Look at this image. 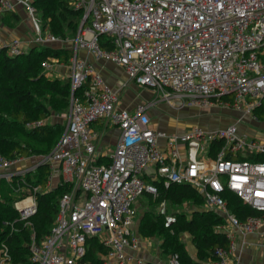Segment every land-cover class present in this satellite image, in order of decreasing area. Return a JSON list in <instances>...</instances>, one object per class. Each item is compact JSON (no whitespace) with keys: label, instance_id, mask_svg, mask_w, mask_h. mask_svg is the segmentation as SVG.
<instances>
[{"label":"built area","instance_id":"built-area-1","mask_svg":"<svg viewBox=\"0 0 264 264\" xmlns=\"http://www.w3.org/2000/svg\"><path fill=\"white\" fill-rule=\"evenodd\" d=\"M16 1L32 17L34 44L72 45L69 109L57 144L23 168L17 166L28 158L0 155V182L16 180V192H25L13 208L27 225L42 188L27 183L28 174L47 164L45 190L68 188L58 199L49 234L39 243L31 239L32 262L85 264L87 240L95 238L107 249L102 264H144L126 253L138 246L131 232L135 204L144 194L155 198L159 186L172 184L191 187L202 200L193 204L196 210L221 219L216 230L226 236L228 249L217 248V259L207 264H228L237 233L264 235V161L251 159L264 156V129L251 127L264 124L257 118V112H264V0H72L82 27L71 39L39 28L31 0ZM6 11H13L12 1L0 0V12ZM100 36L109 47L100 46ZM25 47L20 38H0V52L7 56L25 55ZM79 50L118 67L124 87L133 83L155 97L132 110L119 108L120 91L79 57ZM55 64V58L44 61L43 74ZM160 104L222 111L232 120L209 129L197 123L200 115L183 132L166 133L152 126L148 113ZM95 123L119 131L110 156L96 152L100 136L91 128ZM229 197L260 214L238 218ZM173 221L168 216L165 225ZM2 247L0 264H8ZM169 264H178L177 255L169 256Z\"/></svg>","mask_w":264,"mask_h":264},{"label":"trees","instance_id":"trees-1","mask_svg":"<svg viewBox=\"0 0 264 264\" xmlns=\"http://www.w3.org/2000/svg\"><path fill=\"white\" fill-rule=\"evenodd\" d=\"M37 11L40 9L44 27L59 38L75 36L78 31L81 12L71 6L72 0H31ZM9 15L17 20L12 11ZM4 12V13H7ZM104 36L99 37L100 46L109 47ZM71 50V49H70ZM67 49H51L41 47L30 49L27 54L10 57L2 50L0 52V155L5 158H29L32 156L48 155L52 151L54 140L61 128L46 122L52 112L61 113L69 105V82L59 79H47L42 72V63L49 58L66 62L71 56ZM258 120L264 122V112H257ZM32 122H45L36 128H27ZM63 131V129H62ZM60 132V135L62 133ZM52 135V137H50ZM34 139L30 143L26 138ZM56 137L53 141L52 138ZM60 137V136H59ZM46 144V146L43 144ZM252 161H264V156L251 158ZM48 165H41L34 174L26 176V182L41 185V191L35 194L37 211L28 222L19 221L13 203L25 192H16L17 181L12 183L0 182V255L3 247L7 250L8 264H35L31 261L29 244L33 238L41 242L50 232L56 214L58 199L68 191L66 186L46 191L45 180ZM18 190V189H17ZM151 204L159 205L164 201L177 205L190 202L201 205V198L187 185H170L168 188L158 187L155 198L144 194ZM153 202V203H152ZM229 206L234 214L243 219L246 215L258 216L260 213L242 206L235 197H229ZM174 221L165 225V216L152 215L145 212L138 223V232L142 237H156L161 240L160 250L166 256L177 255L178 264H207L217 259L215 251L228 249L226 236L216 230L221 219L211 212L193 210L189 217L174 212ZM189 235L195 248V258H192L180 235ZM85 264H102L97 253L106 254L107 249L100 242L91 238L87 240Z\"/></svg>","mask_w":264,"mask_h":264},{"label":"crops","instance_id":"crops-1","mask_svg":"<svg viewBox=\"0 0 264 264\" xmlns=\"http://www.w3.org/2000/svg\"><path fill=\"white\" fill-rule=\"evenodd\" d=\"M15 16H17V21L14 20L9 13H0V38L4 42H8L13 38H20L22 41L25 42L26 49H40L41 47L44 48H51V49H67L68 51L71 49V43L66 44H55V45H37L34 44V34H31V28L29 27V22L27 23V19H25L26 12L18 8L16 12H13ZM25 20V21H24ZM7 21V22H5ZM13 23V24H12ZM30 28V29H29ZM71 39V38H70ZM28 51V50H27ZM71 51V50H70ZM72 55V53H71ZM79 57L86 59L89 62H92L96 70L102 75L105 82L110 85L112 88L117 89L120 91V99H119V108L132 110L138 104H141L148 100V97H142V95H136L134 91L129 90L133 88L131 83L127 86H123L126 78L122 71L105 61H95L92 56H90L85 50H79L78 54ZM57 60V59H56ZM55 68L60 67L63 74L66 72L67 76H69V64L68 68L65 67L63 69L61 62L57 60V64L54 66ZM57 71V69H56ZM60 76V75H59ZM134 89V88H133ZM128 92L130 94H128ZM126 96L127 101L125 102L124 97ZM157 109H149L148 113L151 118V124L154 128L158 130L164 131L166 133H181L187 128L190 127L189 124H184L187 127L179 126L176 127L174 125L160 123L159 119L162 114L161 109H165V106H158ZM231 118L226 119V123L222 125V127L228 125L231 122ZM194 120H192L191 125L193 124ZM183 125V126H184ZM93 131H96L100 138L97 146L96 152L100 156H110L113 152V149L116 144L117 137L119 135V131L116 128H108L103 126L101 123H95L91 126ZM180 128V129H178ZM164 145L163 141L159 142V146L162 148ZM30 164L29 160H24L18 164V168L26 167V165ZM145 197V196H143ZM148 200V198L146 197ZM146 200V201H147ZM139 200L137 199V202ZM137 202H136V209H137ZM190 203V202H189ZM183 204V203H182ZM191 204V203H190ZM192 211L198 209V207L191 205ZM136 218V217H135ZM138 221L134 220V223L131 227V232L135 235L136 240L138 242V246L136 250H126V253L132 255L136 259H140L143 261L144 264H169V257L162 254L160 250L161 240L156 237H142L138 232ZM182 236V243L184 244L188 254L195 258V248L191 243L189 235L186 233L181 234ZM180 235V238H181ZM185 235L188 236V241H185ZM96 256L101 258L103 254L97 253ZM228 264H264V235L262 234H241L237 233L236 235V243H235V250L234 252L229 255Z\"/></svg>","mask_w":264,"mask_h":264},{"label":"rangeland","instance_id":"rangeland-1","mask_svg":"<svg viewBox=\"0 0 264 264\" xmlns=\"http://www.w3.org/2000/svg\"><path fill=\"white\" fill-rule=\"evenodd\" d=\"M11 1L13 4V11L12 12H16V10L18 8H21L26 12L25 19L28 20L27 23L29 22V27L31 28V34H34V38H35V28H34L33 20H32L31 15L29 14L27 6L24 3L17 2L16 0H11ZM0 13H4V12H0ZM34 18L37 20L39 28H44V29L48 30L47 27H44V20H43L40 9L38 11L36 9V11L34 13ZM5 22H7V21H5ZM69 38H73V36H70ZM26 48L27 47H25V49ZM26 50H29V49H26ZM68 64H69V59L66 62H61V65H62L63 69L65 67V70H66V68H68ZM56 69H57V71H56ZM60 70H61L60 67H57V68L54 67V69L52 71H50L49 73H44L43 75L47 79H51V80L59 79L62 81L66 80L69 82V76H67V73L65 72L63 74L62 72H60ZM131 84L132 85H130V86H132L134 89L130 88L129 90L134 91V93L136 95L140 94V95H142V97H148V99L149 98L152 99L153 97H155L154 94L149 89L140 88L133 83H131ZM128 94H130V93L128 92ZM124 99L126 102L127 101L126 96L124 97ZM160 105L166 107L165 109H161L162 115L159 116L160 117V119H159L160 123H166V124L174 125L176 127H178V125L182 126V127H187L184 124H189L191 127L192 126L191 125L192 119L197 118L200 115H203V116L197 118V120H196L197 123L201 126L209 128V129L218 128V127L222 126L224 123H226V117L221 116L222 111L221 112L220 111L219 112H217V111H201L200 112V111L193 109V108L174 109V108L167 107L164 104H160ZM68 109H69V105L61 113L52 112L51 115L49 116V118L46 120V122L48 121V123H50L51 125L57 124L61 128V130H60V132H61L63 127H64V123H65V119L67 116ZM210 114H213V115H210ZM251 127L252 128L262 127L264 129V124H261V125L260 124H253ZM241 128H242V126H241ZM178 129H180V128H178ZM60 132H59L57 138L56 137L52 138V141L56 138L54 140V145H51L52 149L55 147V145L57 144V142L59 140ZM50 137H52V135H50ZM28 139H30V140H28ZM26 140H28L30 143L31 142L35 143L34 139L27 137ZM43 144L46 146V144L44 142H43ZM40 156H44V155H40ZM40 156H32V157H29L27 160H29L30 163H33L35 160H38L36 158H38ZM138 200L139 201L137 202L136 218H135V221H138V222L142 219L145 212H150V214H152V215H158V214L164 215L165 220H166V217H168V216L173 217L171 214L174 212L183 213L186 215V217H189L190 213L192 212V208H191L192 206L191 205H193V203L190 204L189 202L174 205V204L170 203L169 201H164V202L160 203L159 205H156V204L149 203L148 200L146 199V197H143V196L139 197ZM161 204H163V206H161ZM135 208H136V205H135ZM185 236L186 237H185L184 242L189 240L188 236L187 235H185ZM182 237H184V236L181 235V238H180L181 242H182Z\"/></svg>","mask_w":264,"mask_h":264},{"label":"water","instance_id":"water-1","mask_svg":"<svg viewBox=\"0 0 264 264\" xmlns=\"http://www.w3.org/2000/svg\"><path fill=\"white\" fill-rule=\"evenodd\" d=\"M80 27H82V24L80 25Z\"/></svg>","mask_w":264,"mask_h":264}]
</instances>
